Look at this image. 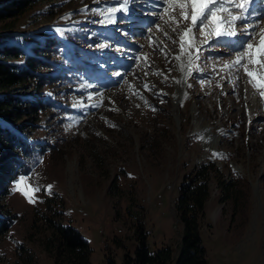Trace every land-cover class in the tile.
<instances>
[{"label": "rangeland", "instance_id": "rangeland-1", "mask_svg": "<svg viewBox=\"0 0 264 264\" xmlns=\"http://www.w3.org/2000/svg\"><path fill=\"white\" fill-rule=\"evenodd\" d=\"M121 2L46 0L16 18L15 35L1 37L27 50L46 36L61 46L36 71L42 89L30 79L22 92L41 100L38 119L24 131L15 127L25 117L5 123L25 139V155L0 196V215L14 216L0 237V264H55L45 217L79 231L90 264H122L138 226L152 251L169 246L176 255L182 224L174 203L200 164L215 168L200 228L206 264H264V57L251 38V59L245 46L233 60L243 56V67H225L214 60L230 58L210 43L216 37L203 42L213 26L206 35L193 28L191 47L185 41L181 50L191 21L178 8V27L164 0H129L109 17ZM14 189L30 191L32 202Z\"/></svg>", "mask_w": 264, "mask_h": 264}, {"label": "trees", "instance_id": "trees-1", "mask_svg": "<svg viewBox=\"0 0 264 264\" xmlns=\"http://www.w3.org/2000/svg\"><path fill=\"white\" fill-rule=\"evenodd\" d=\"M43 1L46 0H0V30L7 31L0 32V90L4 91L0 95V196L7 192V185L19 173L25 155V139L10 130L5 123H16L25 117L15 127L24 131L31 127L28 123L38 119V110L44 107L41 100L24 96L22 92L30 87V79L35 81V89H42L45 76L38 75L36 71L47 65L48 57L54 56L50 47L57 42L61 46L58 38L46 36L41 41L33 42L27 50L17 44L1 42V37L15 35L10 30L15 28L16 18ZM212 173H215L213 164H200L179 185L174 203V212L182 224L179 252L175 255L169 246H161L152 251L147 243V232L138 226L136 248L133 253H124L122 264H206L200 228L205 216V203L209 197L208 181ZM5 214L0 215V237L7 231L14 217L9 211ZM45 218L50 230L46 249L52 253L54 263L90 264L91 250L79 231L71 225L53 222L51 217ZM14 264L21 263L15 261ZM107 264H115V261L108 259Z\"/></svg>", "mask_w": 264, "mask_h": 264}, {"label": "snow or ice", "instance_id": "snow-or-ice-1", "mask_svg": "<svg viewBox=\"0 0 264 264\" xmlns=\"http://www.w3.org/2000/svg\"><path fill=\"white\" fill-rule=\"evenodd\" d=\"M253 0H164L165 5L171 6L166 7L165 11L169 12V20H171L173 23L179 26L180 20L177 19L176 15L174 14L176 12V9H179V17L183 20H189L191 21V24L188 28H186L183 33L181 34V50L184 49V42L187 41L189 47L192 45V37L189 35L193 28H196L199 26V30L201 35H206L204 32L206 25H212V33L210 35H206V39L203 41L204 43L208 42V39H211L214 37H233L237 36L238 32L235 30L234 25L237 21H244L248 19L249 15V9L251 6V3ZM129 3V0H122L119 7H113L107 9V13L109 14V17L113 13H116L118 11H127V4ZM190 9V12H189ZM233 9L238 10V14H233ZM227 14V15H225ZM115 21L113 19H109V23H114ZM225 25H227V29L225 28ZM158 30H161L159 25H156ZM248 27H254V25H249ZM173 32L176 31L175 28L172 29ZM264 32V30H261ZM166 37H168V33H163ZM240 35H243L247 37L248 40L252 38V33L248 31V28H245L241 30L239 33ZM171 39V37H168ZM246 47L249 50L248 55L251 59L252 52L251 49L253 48L252 44H249L247 42ZM102 47L105 45H101ZM241 51H244V48H241ZM256 55L258 57H264V36L261 37V43L260 46L256 48ZM243 59V56H238V58L232 63V65H226V66H232L235 67L236 65H240L243 67L241 61ZM254 63H261L260 60H253ZM245 72L249 77H253L255 74L252 72H249L247 68L244 69ZM119 75V73H117ZM216 155V154H214ZM19 183V182H18ZM51 186H49L50 188ZM14 190H20L23 192V194L26 197H29L30 202L31 196L30 191H26L24 189H14ZM39 189H31V191H38Z\"/></svg>", "mask_w": 264, "mask_h": 264}, {"label": "bare ground", "instance_id": "bare-ground-1", "mask_svg": "<svg viewBox=\"0 0 264 264\" xmlns=\"http://www.w3.org/2000/svg\"><path fill=\"white\" fill-rule=\"evenodd\" d=\"M159 1H161V0H159ZM259 3V2H258ZM258 3L255 5V6H257L258 5ZM254 5L251 3V6H250V8H254L253 7ZM169 7V6H168ZM233 14H238V10L237 9H233ZM227 15V14H226ZM261 15H257V16H255V17H248V19L247 20H249L250 22H249V25H254V27H246L245 25H244V22L246 21V20H244V21H237L236 23H235V25H234V28H235V30L238 32V35H237V38L239 37V36H242V35H240L239 33L241 32V30H243V29H245V28H248V31L249 30H253L255 27H256V29L258 28L257 27V25L258 24H263L264 23V18L262 19V22H259L257 19L260 17ZM210 25V24H209ZM206 26H208V25H206ZM205 26V27H206ZM212 26V25H211ZM199 27V26H198ZM227 25H225V28L227 29ZM263 30H264V28H263ZM249 32H251V31H249ZM211 33H212V31H211ZM252 33V32H251ZM262 36H264V32H262V31H260V30H258L257 29V31H256V33H254V34H252V42H255L256 43V45H257V47H259L260 46V42H261V37ZM247 37H245V39L244 40H240L239 42H238V44H237V46L238 47H240V49L243 47H245L246 46V43L245 42H247ZM210 43H215V46H218V45H221V47H218L219 49H217V52H221V53H227V54H229L230 55V58L232 59V63H233V60H234V58L237 56V54H238V52L235 50V51H230V50H228L227 49V45H232V40L229 38V37H227V36H225V37H219V38H215L214 40H210ZM253 44V43H252ZM256 45L255 44H253V48L254 47H256ZM256 47V48H257ZM208 51H210V53H213L216 49H213L212 48V46H211V48H209V49H207ZM246 50H247V47H246ZM203 51V50H202ZM253 51V50H252ZM244 56H247V54H248V52L245 54L244 52L242 53ZM204 57V54H201V59ZM256 57H258L257 55H256ZM219 58H222L223 59V61H220V60H218ZM230 58H228V57H226V56H221V57H218V58H214V60L215 61H218V62H221L222 64L224 63L225 64V67H227L226 65H229V63L230 64H232L231 62H230ZM259 58V57H258ZM260 60V59H259ZM242 64H244V63H242ZM259 65H260V63H259ZM230 68H232V66H230ZM229 68V69H230ZM235 68H236V66H235ZM263 68H264V66H263ZM263 72H264V70H263ZM261 79H262V84H263V86H264V74H262L261 73ZM245 90V89H244ZM196 119L198 118L197 116L195 117Z\"/></svg>", "mask_w": 264, "mask_h": 264}]
</instances>
